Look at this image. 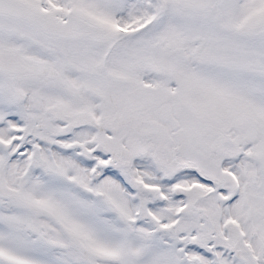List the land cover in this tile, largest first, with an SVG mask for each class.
<instances>
[{"label": "snow or ice", "instance_id": "snow-or-ice-1", "mask_svg": "<svg viewBox=\"0 0 264 264\" xmlns=\"http://www.w3.org/2000/svg\"><path fill=\"white\" fill-rule=\"evenodd\" d=\"M0 264H264V0H0Z\"/></svg>", "mask_w": 264, "mask_h": 264}]
</instances>
